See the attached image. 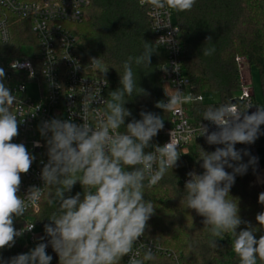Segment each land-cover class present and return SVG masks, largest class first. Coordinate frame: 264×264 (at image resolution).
Instances as JSON below:
<instances>
[{
    "label": "clouds",
    "instance_id": "1",
    "mask_svg": "<svg viewBox=\"0 0 264 264\" xmlns=\"http://www.w3.org/2000/svg\"><path fill=\"white\" fill-rule=\"evenodd\" d=\"M139 3L151 7L149 15L156 19L157 29H167L172 26L169 10L191 12L197 0H139ZM56 7L59 6L50 8L49 15H55ZM162 14L168 17L167 21L160 19ZM0 29V44H11L6 25L0 24ZM172 31L177 29L173 27ZM207 40L212 38L209 36ZM156 41L171 46L172 32ZM158 49L144 40L141 54L129 56L123 62L119 87L109 91L106 98L102 87L109 83L105 78L108 68L99 58H91L89 65L102 79L93 81L99 85L97 89L93 84L84 87L82 114L71 112V107L67 119L53 117L38 124L45 144L34 141L33 147H45L47 156L46 162L40 161L39 179L48 190L46 203L55 206V210L37 220L46 218L48 222L43 224L44 235L34 247L8 258L0 254V264H52L49 247L58 257V264H123L125 257L127 264L154 261L152 248L140 243L158 208L152 199L146 198L145 189L158 185L169 169L173 171L178 166L182 155H189L182 151L181 142L187 143L197 132L196 138L204 137L209 146L215 147L207 151L199 145L196 163L202 171L193 169L186 173L180 205L203 218V230L211 237L208 241L211 248L217 249V241L231 233L234 236L231 247L238 264H258V261L264 264V234L257 238V233L264 232V211L255 215L254 225L242 219L239 198L231 195L238 175H245L249 167L256 171L258 158L236 145H252L264 135L261 128L264 107L250 99L243 103L250 96L245 91L240 103L228 100L207 106L200 112L195 128L184 118L183 105L203 98L194 93L185 95L179 87L171 88L164 91L167 99L156 101L154 107L163 114L174 112L180 120L171 122L176 127L169 131L168 142H155L154 138L165 128L164 115L142 108L137 119L126 104L137 96L150 95L137 85L133 64L141 69L150 67L151 57L158 54ZM214 51L205 49L203 54L209 56ZM10 67L18 71L23 65L16 60ZM173 71L180 72L176 64ZM33 76L34 72H30L29 78ZM176 84L186 85L187 81L181 79ZM17 104H23L22 99L13 95L6 84L5 69L0 67V253L12 249L18 238L34 230L35 223L27 224L21 218L29 210L39 213V204L45 196L44 189L35 185L28 186L26 194L20 195L22 176L30 172L37 157L24 143L15 142L24 123L18 118L22 110L14 111ZM254 106L255 111L250 112ZM76 115L81 122L73 119ZM244 157H248L247 162ZM77 184L81 190L73 194ZM258 203L264 206V192L258 194ZM17 221L23 222L19 229Z\"/></svg>",
    "mask_w": 264,
    "mask_h": 264
},
{
    "label": "trees",
    "instance_id": "2",
    "mask_svg": "<svg viewBox=\"0 0 264 264\" xmlns=\"http://www.w3.org/2000/svg\"><path fill=\"white\" fill-rule=\"evenodd\" d=\"M173 13L181 32L183 69L192 82V93L202 97L205 93H212L219 97L216 102H206L203 98L202 101L189 105V115L194 123H199L200 112L207 106L228 100L241 102L240 93L245 76L238 59L242 60L243 66H254L260 70L264 92V0H197L191 12L176 13L173 10ZM87 14L83 22L74 26L80 37L77 53L85 62H90L93 57L99 58L104 67L108 68L105 74L109 82L108 94L119 87L123 62L129 56L141 54L144 40L152 43L154 48L158 47L154 44L147 10L140 5L139 0H90ZM209 36L212 40H207ZM10 43L0 44V67L5 69L6 74L10 71V62L14 58H32L37 55L36 37L25 21H16ZM212 48L215 49L212 55L203 54L205 49ZM33 51L34 56L31 55ZM160 59L161 52L158 49V54L154 53L151 57L150 67L141 69L133 64L137 85L150 95L134 99L126 97L133 99L126 107L132 110L137 119L142 108L164 115L166 126L170 122V113L163 114L161 109L154 107L156 101L167 99L160 73ZM96 74L101 77L98 71ZM120 131H125L123 126ZM260 144L264 145V135L252 145L238 144L236 148L248 149L258 158L256 147ZM199 145L207 151L214 150L215 147L209 146L205 139H199L194 151L188 152L189 155H182L178 166L173 171L169 169L158 185L145 189L146 198L152 199L158 208L149 220L150 229L144 236L177 252L182 264H238V258L231 247L234 236L226 234L224 240L217 241V249L211 248L208 244L211 237L203 230V218L197 216L194 210H184L183 205H180L186 173L193 169L202 171L196 163V159H199ZM243 160L247 162L248 157ZM257 167L255 173L249 167L245 175H238L231 189V195L239 198L242 219L251 221L254 225L255 215L264 211V206L258 203V194L262 191L252 185ZM80 190L77 184L73 194ZM47 192L48 190L43 197L41 210L34 219L42 235L43 224L48 221L46 218L43 221L37 220L55 210V206L46 203ZM23 219L24 217L21 218L22 221ZM22 221H17V229L21 228ZM261 234L264 232L257 233V238ZM21 241L18 238L12 249L3 250L0 254L8 258L23 253ZM47 252L53 256L52 264H58V257L51 247ZM146 264H171V260L166 256L156 255L154 261Z\"/></svg>",
    "mask_w": 264,
    "mask_h": 264
},
{
    "label": "built area",
    "instance_id": "3",
    "mask_svg": "<svg viewBox=\"0 0 264 264\" xmlns=\"http://www.w3.org/2000/svg\"><path fill=\"white\" fill-rule=\"evenodd\" d=\"M89 5L90 0H0V24L6 25L10 39L16 21L22 20L30 25L37 40V55L32 58H14L10 64L19 60L23 67L18 71L10 67V71L6 74L7 86L13 91V95L17 96L18 99H22L23 102V104L14 106V111L17 109L22 110V114L18 112V118L21 121L24 120V123L20 125V134L15 142L24 143L37 157L30 172L22 176L23 183L20 192L22 196L26 194L27 187L30 185L41 186L44 189V186L41 185L42 181L39 179V174L42 168L40 161H47L46 148L43 146L33 147L34 141H39L41 145L45 144L37 129L38 124L41 120L53 117L67 119L70 116L69 109L71 107V112H80L82 114V105L80 103L83 98L84 87L88 88L93 84V81L98 82L102 79L96 74L97 70L89 65L90 62L83 61L77 53L80 37L75 31L74 25L83 22L87 18ZM52 6H59L56 7L54 16L49 15V10ZM143 7L147 10L153 31L154 44L161 52L160 73L166 91L179 87L184 90L185 95L193 94L192 82L183 69L181 32L179 26L175 23L173 10H169L171 11L170 22L172 26L167 29H157L156 19L149 15L151 7L149 5H143ZM76 13L79 14L77 15ZM160 19L167 21L168 17L162 14ZM173 27L177 29L176 32L172 31ZM169 32H172L173 37L171 46H163L159 44V41H156L159 37L167 35ZM31 55L34 56V51ZM238 62L241 69L244 70L242 60L238 59ZM175 64L180 71L179 73L173 71ZM166 68H168L167 72L163 70ZM30 72H34L32 78H29ZM181 79L187 81V84H176ZM249 84V77H244L240 99L244 97L245 91L249 92L250 96L249 98H244L243 103H247L248 99L254 103V91L249 87ZM92 87L97 89L99 85L93 84ZM21 89L23 90L20 91ZM32 90L35 95L31 94ZM107 91L108 86L102 87V95L105 98L107 97ZM202 100H194L183 105L184 118L189 125L195 128H198L199 123L192 121L188 107L191 103ZM100 107H103V105ZM249 111L251 112L252 110L249 109ZM73 119L76 122H81L78 115L73 116ZM179 120L180 117L176 113L170 112L169 125H166L158 136L154 138L155 142L159 144L168 142L170 139L168 133L172 127H176V123ZM173 121L176 123L171 124ZM203 123L207 124L208 122L204 121ZM261 128H264V125ZM198 134V132L195 133L187 143L181 142L182 151L192 141L197 142L199 139H204V137L196 138ZM257 166L256 178L259 185H262V182L264 183V169L259 162ZM46 190L44 189L45 193ZM42 200L39 204L40 210ZM37 214L34 210H29L23 219L27 224L35 223L34 230L25 233L21 238L32 245H35L38 242V238L42 236L34 221ZM140 243H143L146 247L150 246L155 255L169 258L171 264H182L180 255L177 252L164 247L154 239L144 236L141 238ZM137 247H139V244ZM176 257H178V260ZM123 264H127V257H125Z\"/></svg>",
    "mask_w": 264,
    "mask_h": 264
},
{
    "label": "rangeland",
    "instance_id": "4",
    "mask_svg": "<svg viewBox=\"0 0 264 264\" xmlns=\"http://www.w3.org/2000/svg\"><path fill=\"white\" fill-rule=\"evenodd\" d=\"M243 68H244L243 73H244L245 78L249 77V79H250L249 87L254 91L255 98H254L253 104H256V105L263 107L264 106V92H263V88H262L263 76L260 74V70L254 66L249 68L247 65L243 66ZM31 94L35 95L33 90H32ZM203 98L206 102H216L219 100V97L216 94H212V93H205L203 95ZM251 110L255 111V106ZM261 138H262V136H260V138L257 139V141L261 140ZM195 145H196V142L192 141L188 146L185 147V149L183 151L192 152L195 149ZM256 152H257L259 164L264 169V145H261V144L258 145L256 147ZM257 170H258V167H257ZM252 185L255 187H258L262 192H264V183L262 182V185H259V182L257 181L256 177H255V180L253 181ZM21 244L23 246V253L27 252L30 248L35 246L32 244H29L25 240H22Z\"/></svg>",
    "mask_w": 264,
    "mask_h": 264
}]
</instances>
